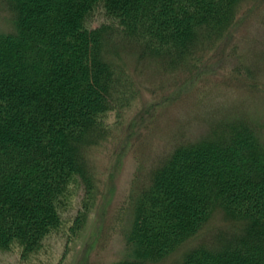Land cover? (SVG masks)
Here are the masks:
<instances>
[{
    "label": "trees",
    "instance_id": "obj_1",
    "mask_svg": "<svg viewBox=\"0 0 264 264\" xmlns=\"http://www.w3.org/2000/svg\"><path fill=\"white\" fill-rule=\"evenodd\" d=\"M263 4L0 0V250L27 259L63 229L80 237L104 181L93 156L132 135L122 115L142 92L200 72ZM240 108L189 109L161 152L145 165L136 154L113 217L116 264H169L179 252L170 264H264V124ZM191 123L205 134L190 135Z\"/></svg>",
    "mask_w": 264,
    "mask_h": 264
},
{
    "label": "rangeland",
    "instance_id": "obj_2",
    "mask_svg": "<svg viewBox=\"0 0 264 264\" xmlns=\"http://www.w3.org/2000/svg\"><path fill=\"white\" fill-rule=\"evenodd\" d=\"M255 11L245 16L230 39L204 60L200 72L178 74L155 92V97L142 92L122 115L121 128L127 131L133 126L132 135L122 151L113 141L114 145L108 146L110 153L103 149L93 156L97 175L104 181L95 210L80 237L68 241L63 229L50 235L43 248L27 259H21L18 247L0 250V264H116L124 255V248L121 237L114 231L113 217L128 195L136 154L145 156V165L152 155L161 152L165 132L174 126V120L186 119L189 109L204 114L221 105L241 107L252 112L251 117L259 124H264V4ZM3 25L0 17V29L5 31ZM247 76L250 78L246 79ZM108 120L113 121L114 116ZM188 131L198 137L205 134L198 123H191ZM261 135L264 140V128ZM77 200L63 216L66 220L75 213ZM179 254L173 255L169 264Z\"/></svg>",
    "mask_w": 264,
    "mask_h": 264
},
{
    "label": "bare ground",
    "instance_id": "obj_3",
    "mask_svg": "<svg viewBox=\"0 0 264 264\" xmlns=\"http://www.w3.org/2000/svg\"><path fill=\"white\" fill-rule=\"evenodd\" d=\"M234 90V89H233Z\"/></svg>",
    "mask_w": 264,
    "mask_h": 264
}]
</instances>
